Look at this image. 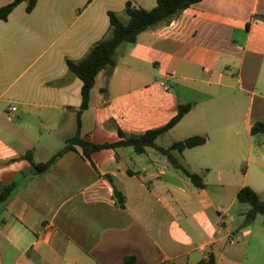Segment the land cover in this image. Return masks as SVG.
<instances>
[{
  "label": "crops",
  "instance_id": "0c3cea01",
  "mask_svg": "<svg viewBox=\"0 0 264 264\" xmlns=\"http://www.w3.org/2000/svg\"><path fill=\"white\" fill-rule=\"evenodd\" d=\"M127 1L156 4L37 0L28 12L22 1L0 20V182L16 185L0 205V264H121L127 255L196 264L209 253L217 264H264V220L244 225L228 212L240 187L254 189L245 176L233 180L234 160L249 154L264 168V134L256 151L251 134L264 122V20L254 18L264 0H200L142 31L117 48L112 72L97 74L81 109V80L66 61L107 34L108 11L126 23ZM179 103L192 106L155 141L204 136L180 158L204 188L151 147L103 148L90 161L68 150L42 174L24 157L45 161L76 135L102 144L119 131L143 133L165 125Z\"/></svg>",
  "mask_w": 264,
  "mask_h": 264
},
{
  "label": "trees",
  "instance_id": "16d2710c",
  "mask_svg": "<svg viewBox=\"0 0 264 264\" xmlns=\"http://www.w3.org/2000/svg\"><path fill=\"white\" fill-rule=\"evenodd\" d=\"M26 2V11H31L37 0H12L0 7V20H6L12 9L20 2ZM200 0H156L155 6L146 9L135 6L127 1L124 11L128 16L126 23L122 22L117 14L108 11L109 29L107 34L96 41L88 52L78 61L67 60L68 69L81 80V104L80 108L88 106L90 91L95 83L97 74L104 70L109 75L116 64V50L123 43H134L137 36L147 29H150L162 22H169L175 15ZM254 18L264 20V15L257 14ZM190 103L178 104L176 114L163 126L146 130L140 134H126L118 132V139L112 142L95 144L83 140L78 135L68 138L64 146L45 161L35 162L30 152L24 157L32 164L33 174H42L50 169L56 159L68 150H79L81 156L90 161V154L93 151L103 148L116 149L121 146H132L136 153H142L147 147L154 148L164 155L171 167L180 171L197 188H204L203 176L197 172L190 171L181 161V154L184 150L202 145L206 138L201 135H191L181 140L173 141L169 147H162L156 144V138L170 130L190 108ZM251 134H264V122L255 121L251 126ZM78 147V148H77ZM104 178L109 181L112 188V197L118 207L125 206L124 194L115 186L112 177L108 174ZM15 183L0 182V205H5L15 192ZM236 200L239 203L247 204V209L242 211L243 224L251 223L257 215L264 217V202L248 186L240 187L236 193ZM121 264H136L134 255H127ZM173 264V263H170ZM196 264H217L212 253L207 254Z\"/></svg>",
  "mask_w": 264,
  "mask_h": 264
},
{
  "label": "rangeland",
  "instance_id": "374dc122",
  "mask_svg": "<svg viewBox=\"0 0 264 264\" xmlns=\"http://www.w3.org/2000/svg\"><path fill=\"white\" fill-rule=\"evenodd\" d=\"M261 137V134L253 135L254 139V150L258 148L257 141ZM157 143L167 147L170 143V137L165 134L162 138L157 140ZM264 151V150H263ZM191 151H185L184 155L189 159ZM231 171L234 172L232 175L233 180H242L244 176L247 180H250L253 184L252 189L259 199L264 202V168L262 166H258L254 164L253 159L251 160L249 154H244L242 158L235 159L230 167ZM203 172L207 171V168L202 169ZM245 172H247L245 174ZM213 192H216L215 189H212ZM247 209V204L239 203L236 199L233 204L229 207L228 212L234 217L235 220H243V215L241 214L242 211ZM256 221L264 220L262 215L256 216ZM258 223V222H256Z\"/></svg>",
  "mask_w": 264,
  "mask_h": 264
}]
</instances>
